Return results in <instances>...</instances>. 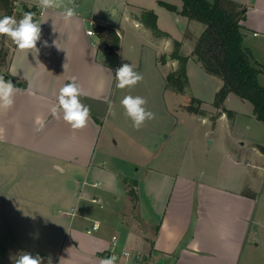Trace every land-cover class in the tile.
I'll use <instances>...</instances> for the list:
<instances>
[{
    "label": "crops",
    "instance_id": "0c3cea01",
    "mask_svg": "<svg viewBox=\"0 0 264 264\" xmlns=\"http://www.w3.org/2000/svg\"><path fill=\"white\" fill-rule=\"evenodd\" d=\"M233 1L247 8L242 22L244 47L264 69V0ZM37 5L39 52L27 54L15 47L9 70L26 86L17 87L11 108L0 109V191L23 189L28 196L15 197L14 203L36 206L39 203L31 197V191L44 183L40 187L51 196L40 206L52 208L39 219L49 225L44 232L32 234L42 241V250L33 249L44 258L43 264H48L49 256L52 264H100L113 251L121 254L124 250L139 251L144 260L135 263L133 258L120 257L116 264H240L247 246L251 253L245 264H264V259L260 263V255L255 254L260 243L249 244L256 198L246 178L228 183L222 176L219 182L207 181L197 176L196 169L171 174L148 161L129 158L133 155L129 152L131 141L122 132L128 131L132 122L121 100L137 95L147 101V110H163L170 72L160 69V64H178L171 58L173 52L162 53L154 48L153 63L145 64V68L141 63L138 70L134 69L143 76V82L119 89L115 73L120 67L119 51L123 53L124 48L122 26L98 21L120 34L118 53L110 54L96 29L94 35L88 34L90 28H86L87 20L81 14L66 19L63 8L43 9ZM145 10L151 9L128 8L124 13L126 21H133L141 44L142 35L155 40L148 33L150 28L137 19ZM141 27L145 29L140 35ZM165 46H170L169 42L164 50ZM166 54L170 57L162 62ZM72 77L85 93L81 103L90 108V119L82 129H73L62 113L57 119L50 111L58 102L59 90ZM258 79L264 86V72ZM140 83L144 86L138 87ZM109 102L115 115L109 113ZM37 119L44 121L41 131H36ZM148 142L141 139L138 143L141 152L151 147L156 151ZM239 160L234 156L232 161L238 165ZM125 179L137 181V200L129 195ZM95 224L99 228L88 233L87 229ZM114 236L118 237L115 248Z\"/></svg>",
    "mask_w": 264,
    "mask_h": 264
},
{
    "label": "rangeland",
    "instance_id": "374dc122",
    "mask_svg": "<svg viewBox=\"0 0 264 264\" xmlns=\"http://www.w3.org/2000/svg\"><path fill=\"white\" fill-rule=\"evenodd\" d=\"M162 1L175 5L178 9L182 6V0H62V8L72 7L76 13L85 17L86 28L95 30L98 21L122 26L125 39L123 53L121 49L119 51L120 67L127 63L135 65L133 68L138 70L140 67H136L142 63L145 68V64L153 63L151 58L154 48H158L162 53H167L168 50L174 52L176 42L180 43L179 53L189 57L188 83L183 92L166 86L164 109L158 110L157 113L148 110L155 114V118L146 120L147 123H144L140 129L134 128L131 120L128 131L122 132L131 141L132 148L129 152L133 155L129 158L137 162L148 161L154 168L173 172L171 174L196 169L197 176H203L207 181L219 182L222 176L228 183L246 178L256 198V210L251 226L253 234L249 244L252 246L257 242L260 243L255 254L260 255L261 263L264 259V122L259 121L254 115L251 102L235 94H230L221 107L215 105V97L223 81L206 72L191 56L203 32L204 24L189 20L179 12L168 9L161 3ZM38 2L39 0H16V11L23 13L24 6L32 8ZM128 8L137 11L141 8L154 10L160 23L158 29L164 34L157 36L150 29L148 33L151 37L154 35L155 40L142 35L143 44L148 45L143 47L141 42H137L138 32L136 33L133 21L125 20L124 13ZM4 16L5 11L0 9V18ZM12 17L17 21L21 19L17 14ZM93 20L96 21V25L92 27L90 21ZM144 29L145 27L139 29L140 35ZM166 42H169L170 46H165L164 50ZM14 45L8 37L0 36V56L3 46L11 52ZM170 55L162 56V62H165L166 57L169 58ZM166 64L169 65L160 64V69L165 72L175 71L179 67V62ZM4 68L2 66L0 71ZM142 85L144 86L140 83L138 87ZM223 113L224 117L221 118ZM141 139H147L149 141L147 144L150 147L154 145L156 151L151 147L149 151L141 152L138 147ZM153 153L158 154L147 159ZM134 154L138 155L134 156ZM145 155L147 158L144 157ZM234 156H238L241 163L234 165L232 161ZM42 184L44 183H38L37 191H31L30 194L32 198L37 199L39 204L36 206H18L14 203L13 198L17 197V200L19 197L28 196L23 189L0 191V264H13L10 257L22 251L30 252L35 256L38 253L34 251V247L43 249L42 241L32 237L35 232H44L49 225L47 221L39 219L44 215V211L51 213L49 211L52 208L40 206L51 196L40 187ZM250 253V246H247L240 264L249 261Z\"/></svg>",
    "mask_w": 264,
    "mask_h": 264
},
{
    "label": "trees",
    "instance_id": "16d2710c",
    "mask_svg": "<svg viewBox=\"0 0 264 264\" xmlns=\"http://www.w3.org/2000/svg\"><path fill=\"white\" fill-rule=\"evenodd\" d=\"M172 11L179 12L189 20L204 24V30L198 38L192 57L211 75L222 79L223 85L215 97V105L221 107L229 94H235L252 103L254 115L264 122V86L259 83V75L264 72L258 63L253 61L250 52L244 47V26L247 8L233 0H182V7L161 2ZM23 7V13L16 11V0H0V9L5 16L17 14L23 17L24 12L32 11L34 20L38 23L39 11L37 7ZM36 13V14H35ZM137 19L152 29L157 36L164 33L158 29L157 15L152 10L142 11ZM98 36L105 44L110 54H117L120 48V36L116 28L108 25L95 26ZM180 43L176 42V49L171 58L179 62L177 70L167 76V87L183 92L187 83V62L189 57L179 53ZM16 45L10 52L2 47L0 56V76L11 80L16 87H25L26 82L10 73V63ZM194 104V103H193ZM193 106V105H192ZM194 109H196L193 106ZM129 195L138 199L137 181L125 179Z\"/></svg>",
    "mask_w": 264,
    "mask_h": 264
},
{
    "label": "clouds",
    "instance_id": "9594fccd",
    "mask_svg": "<svg viewBox=\"0 0 264 264\" xmlns=\"http://www.w3.org/2000/svg\"><path fill=\"white\" fill-rule=\"evenodd\" d=\"M38 7L43 9H60L62 8V0H39ZM62 15L66 19H71L76 15V11L72 7H63ZM0 36L8 37L16 47L32 54H37V42L41 39L40 23L34 20L32 11L24 12L23 17L17 21L15 17L4 16L0 18ZM53 44L57 46L56 41ZM44 46H48V42L44 41ZM116 87L119 89L134 87L138 82L142 81L143 76L136 72L131 64H123L116 69L115 73ZM17 87L11 80H5L4 76H0V109H9L14 104V96ZM32 93H30L31 95ZM81 86L76 82V77H72L71 82L66 83L60 90L58 102L54 104L50 111L51 115L57 119L63 114V120L67 122L73 129H82L86 127L90 119V108L80 101V97L84 95ZM147 101L139 96H125L121 100V105L125 109V115L133 122V127L137 130L142 127L146 120L155 118V114L145 108ZM109 113L115 115L112 111L111 102H109ZM36 123L39 127L36 131H41L44 127V121L37 119ZM13 264H43L44 258L39 254L35 256L30 252H20L16 256L10 257ZM117 257L115 255L102 258L100 264H116ZM48 264H52L51 257H48Z\"/></svg>",
    "mask_w": 264,
    "mask_h": 264
},
{
    "label": "built area",
    "instance_id": "2783aa9c",
    "mask_svg": "<svg viewBox=\"0 0 264 264\" xmlns=\"http://www.w3.org/2000/svg\"><path fill=\"white\" fill-rule=\"evenodd\" d=\"M90 24L91 26L93 27L94 25H96V21H90ZM88 34L89 35H94L95 34V31L94 29L90 28L88 30ZM120 35V34H119ZM99 228V225L98 224H95L93 225L92 228H88L87 231L88 233H92L93 231H96L97 229ZM117 240H118V237L117 236H114L113 237V246L114 248L117 247ZM112 255H115L117 257V260L120 258V257H124V258H133L135 263L136 262H142L144 260V256L141 252L137 251L135 253L131 252V251H128V250H124L121 252V254H118L116 252L113 251V254ZM111 255V256H112Z\"/></svg>",
    "mask_w": 264,
    "mask_h": 264
}]
</instances>
